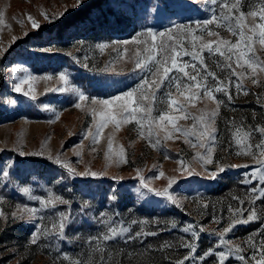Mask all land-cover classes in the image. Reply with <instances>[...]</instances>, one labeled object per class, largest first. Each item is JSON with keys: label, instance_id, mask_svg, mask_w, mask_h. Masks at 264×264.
Wrapping results in <instances>:
<instances>
[{"label": "rangeland", "instance_id": "374dc122", "mask_svg": "<svg viewBox=\"0 0 264 264\" xmlns=\"http://www.w3.org/2000/svg\"><path fill=\"white\" fill-rule=\"evenodd\" d=\"M88 1L82 0L80 5ZM119 1L120 4L114 5L112 0H107V14L94 12L87 22V25L92 23L94 26L89 25L79 34L78 30L85 27L81 24L67 33L70 43L65 46L57 40L48 44L36 42L32 33L77 8L74 7L76 0H0L4 20L0 25V59L3 57L6 61L1 66L0 107L7 113L6 118L0 120V169L9 173L7 177L0 175V212L3 213L0 215V264H75L77 261L80 264H176L189 254V250L183 247L187 242L197 244V257L209 248L226 250L224 246L216 248L219 242L216 233L236 218L229 212V207L233 212L240 208H255L257 212L256 220L237 224L225 235L232 245L242 247L239 255L245 256L246 264H254L248 259L253 249L245 241L249 237H253L257 244L264 240V199L254 200L251 189L259 191L264 184L259 182V172L256 173L257 179L249 175L258 167L256 160L251 155H237L240 147L234 141L229 147V129L233 124L242 125L244 129L264 126V77L257 85L250 80L243 81L247 95L238 94L233 88L231 101L223 93L217 94L224 104L216 118L218 133L212 154L214 163L206 166L207 172L202 162L194 159L203 149L191 147L184 137L163 140V133L161 144L153 147L155 137L151 138L152 143L147 132L141 137L135 122L122 124L119 130L109 124L99 143H94L92 135L85 136L89 131L95 133L99 116L93 119V110L101 106L92 105L91 98H111L141 84L146 73L135 67L136 60L142 58L137 57L136 52L143 53L145 47L151 46L153 41L147 30L159 33L171 29L172 32H166L164 37L157 35L155 43L182 41L191 51V35H200L202 31L198 25L211 17L213 8L219 13L218 6L212 5L211 0ZM250 2L243 0V11L249 10ZM28 14L38 22V28L32 27ZM45 14L50 19L45 18ZM204 27L219 31L225 39L235 40L215 23ZM169 35L173 40H169ZM137 40L140 43H136ZM101 43L107 45L103 50L97 47ZM38 53L55 56L41 64V59L34 61ZM204 55L209 69L223 78L226 73L217 68L216 58L206 52ZM259 55L264 58V53ZM13 67L27 68L37 77L30 82L35 100L13 90L17 82L14 77L25 75L22 72L14 74ZM61 72L67 74V84L59 80ZM46 76H52V79H42ZM23 87L28 90V84ZM61 87L65 91L56 90ZM73 89L84 92L89 100L79 101ZM166 90L167 84L161 91ZM78 102L80 108L75 107ZM205 104L209 110L215 108L212 101H204L197 103L191 111L195 113ZM179 123L188 126L192 121L181 120ZM109 137L112 139L111 151L107 144ZM260 140L261 136L254 133L251 142L256 144ZM121 146L123 156L118 155ZM21 151L24 155H20ZM252 151L258 150L253 148ZM36 159L58 168L54 179L49 181L39 174L28 179L17 175L18 168L28 166ZM179 161L184 162L183 170ZM217 163L225 170L211 179L209 173L217 170ZM69 168L75 169L76 174H71ZM193 169V174L188 175ZM85 172L98 175H80ZM161 172L163 176H160ZM140 176L144 177L147 188L141 183ZM170 178L175 180L169 188ZM246 178L252 182L242 183ZM74 182L82 188L83 194H77L72 188ZM25 187L30 189L29 193L22 191ZM117 187H120L118 193L115 192ZM165 189L175 202L156 195L157 191ZM49 192L61 196L68 204L57 203L54 209L41 208L40 199H47ZM113 195L115 199H110ZM119 196L126 199V208L116 204ZM132 200L135 202L131 203ZM240 200L244 201L243 205ZM135 205L145 209H137ZM28 209L39 211L31 215ZM59 212L69 215L63 237L42 234L35 244L31 243L33 234L42 227L50 228ZM12 213L17 215L13 217ZM248 214L245 211L243 219ZM214 217L220 223H215ZM104 220L122 225L129 231L109 241L93 240L107 232ZM18 224L24 225L26 232L19 237H10L7 231L16 230ZM189 224L196 226L198 240L194 241L190 232L182 230ZM200 228L204 230L200 231ZM137 233L141 235L137 236ZM64 254L70 259H65ZM185 264H218V260L216 256H210L204 261L192 259ZM225 264L245 262L233 253Z\"/></svg>", "mask_w": 264, "mask_h": 264}, {"label": "snow or ice", "instance_id": "6c2138e0", "mask_svg": "<svg viewBox=\"0 0 264 264\" xmlns=\"http://www.w3.org/2000/svg\"><path fill=\"white\" fill-rule=\"evenodd\" d=\"M82 0H76L78 7ZM211 4L218 6L219 13L216 9H212V15L209 19L202 22V25L198 27L202 28L201 34L191 35L192 50L189 51L180 42L168 43L161 41L159 44L155 43L156 36L164 37L167 33H171L172 30H166V32L156 33L151 29L147 30V34L152 37V44L150 47H145L143 53L139 50L136 52L138 58L135 63V67L144 71L146 74L142 77V82L136 89L129 90L119 95L112 96L107 99H98L96 97L91 98L92 105L101 106L100 109L93 110V119L99 116V122L95 124V133L89 131L87 135H92L93 142L99 143V138L103 133V130L109 126L114 125L116 130L121 128L122 124L135 122L138 127L139 135L143 137L147 132L149 142L152 143V137H155V143L153 147L161 144V133H163V140L180 139L185 138V142L189 143L193 148L203 149V152H197L194 157L197 162H202V166L207 172L206 166L214 163L212 154L214 152L218 129L216 127V118L218 110L221 105L224 104V100L217 97V94L223 93L228 101L233 99L232 89L236 92L248 94L247 89L244 87L243 81L250 80L253 85L261 83V78L264 77V58L259 53H264V0H251L249 4V10L247 12L242 10L241 5L243 0H211ZM45 18L50 19L45 14ZM28 21L31 22L32 27L38 28V22L30 15H27ZM4 23L3 12H0V25ZM20 23H23L20 21ZM216 24L217 28L226 29L231 36L235 37V40H229L223 38L219 31L210 30L204 26ZM181 27V26H177ZM187 29V26H183ZM185 38H187V32H185ZM15 40V37L13 38ZM179 40V38H176ZM169 40H173V36L169 35ZM199 42L197 44L196 42ZM125 44L128 41L124 42ZM136 43H140L139 40ZM97 47L103 50L107 45L98 44ZM205 52L208 56L216 58V66L221 72L226 75L221 78L216 72L209 69ZM184 57H189L185 60ZM11 71L16 73H25L23 77H14L17 82L14 84L13 90L16 93H23L25 96H31V99L35 100L36 96L31 95L32 85L31 81L37 79V77L31 75L27 68L13 67ZM42 79H52V76L42 77ZM59 80L68 83V77L66 73L61 72L59 74ZM28 84V90H24V85ZM165 84H167V90L161 91ZM139 89V92H138ZM57 91H65L64 87L56 89ZM78 97L79 101H87L89 97L79 89H73ZM204 101H212L215 104V108L209 110L207 104L202 109H197V112H192L191 109L195 108L197 103ZM119 102V103H117ZM76 108H80L81 104L78 102L75 104ZM48 106L45 105L47 110ZM116 109L115 111L113 109ZM57 118H59L57 116ZM190 120L192 123L188 126L181 125L179 121ZM231 140L229 141V147L232 142L240 147L237 155H251L258 164V167L249 174L252 179H257L256 173L259 172V182L264 184V126H257L255 128L244 129L243 126H230ZM254 133H258L261 136L259 143L253 144L252 137ZM108 150H112L111 137L107 140ZM255 148L256 152L252 151ZM227 150V149H226ZM95 151V149H93ZM20 155H24L21 151ZM118 155H124V148L121 146ZM57 157V163H59ZM181 169L183 170L185 165L183 161H179ZM68 167V165H63ZM231 167H241L240 165H232ZM248 167V165H243ZM225 169L223 166L217 163V170L209 173V178L214 179L218 172H223ZM193 171L188 172V175H192ZM69 172L75 175V169L69 168ZM97 176L96 172H85L80 175ZM139 176V171H138ZM0 175L7 177L8 171L0 169ZM164 173L161 172L160 176ZM141 183L144 187H148L145 183L144 177L140 176ZM175 178H170L168 187L170 188ZM251 179H245L242 183H251ZM24 193H29L30 189L25 187L22 189ZM255 199H264V188L251 189ZM156 195L165 196L170 201L175 202L172 195L168 190L157 191ZM115 199V195L110 197ZM238 199V198H234ZM57 203L68 204L67 200H64L61 196L55 195L52 192L48 193L47 199H40L41 208H56ZM243 205L244 201L240 200ZM39 211L38 209H28L31 215ZM248 211L246 219H243L244 212ZM229 212L233 213L236 217L232 219L229 226L224 227L222 231H217L219 236V242L216 248L224 246L226 250L216 251L214 248H209L203 254L196 256L197 244L193 242H187L183 244V247L189 250V254L183 257V259L177 260L176 264H185V261L192 259H198L204 261L207 257L216 256L218 264H225V261L233 255L237 254V258L245 262L246 258L243 255H239L243 251L240 245H232L229 240L225 239V235L232 231V228L240 223H249L258 218L255 208L251 210L247 209H233L229 207ZM0 215H3L0 212ZM17 213H12L15 217ZM101 216H104L101 213ZM43 219V218H41ZM69 215L65 212L58 213V219L53 220L49 227H42L33 234L31 243L35 244L39 235L54 234L63 237ZM215 223H220L217 218H213ZM108 227L106 233L101 236L92 238L96 241H109L114 239L122 233L129 231L128 228L122 225L117 226L110 220H104ZM135 223V222H134ZM175 226V225H174ZM184 232H190L193 240L199 239V232L193 224H189L182 229ZM200 228V231H203ZM155 235V233H148ZM137 236L141 233H137ZM91 242V241H90ZM249 247L253 249L250 259L254 264H264V240H261L257 244L253 237H249L245 241ZM99 250V246H97ZM259 256V258H257ZM65 259H70L67 254H64ZM75 264H80L79 261Z\"/></svg>", "mask_w": 264, "mask_h": 264}, {"label": "trees", "instance_id": "16d2710c", "mask_svg": "<svg viewBox=\"0 0 264 264\" xmlns=\"http://www.w3.org/2000/svg\"><path fill=\"white\" fill-rule=\"evenodd\" d=\"M115 4H120L121 1L119 0H112ZM107 0H89L88 2L78 6L77 8L73 9L72 11L66 13L65 15L61 16L60 18L56 19V21H54L52 24L48 25V26H43L40 27L39 31L32 33L33 37L35 38L36 42H40L42 44H48L50 41L52 40H57V42H60L63 45H67L68 43H70V38L66 37V34L69 33L72 29L77 28L78 26H80L81 24L85 25V27L83 29H79L77 33H81L82 31H84L85 29H87L89 27V25L94 26L92 23H90L89 25H87L88 20H91L92 15L94 12L96 11H101L104 14L106 13V6H107ZM96 24V23H95ZM96 26V25H95ZM95 34V33H93ZM38 56H36V60H34L35 62H37V60L41 59V64L42 62H49L50 59L55 56L54 54H41L38 53L36 54ZM5 57H7V55H4ZM35 59V58H34ZM5 59L2 57L0 59V92L2 91L3 88V75L1 72V66L2 64H4L6 61H4ZM4 62V63H3ZM44 68V67H41ZM6 111L3 110L0 107V120L6 118L5 117ZM58 168H56L55 165L48 163L46 161H43L41 159H36L33 160L32 163H30V165L28 164V166H24V167H20L17 169V175L18 176H23L25 179L30 178L33 174H39L40 177H46L49 181H51L50 179H54L58 173ZM72 188L74 190L77 191V194H83L82 192H84L82 190V188H80V186L78 185L77 182L71 183ZM120 190V187H117V189L115 190L116 193H118V191ZM102 190H99V192H101ZM126 199L123 198L122 196L118 197V200L116 201V204L119 205L120 207H124L126 208L127 205H125V201ZM135 201H131V203H133ZM135 207L137 209H142L145 207L142 206H136ZM147 213H150L151 211H147ZM16 230H12V231H7L8 234H10L13 238V236H21V234L25 233V226L18 224L15 226Z\"/></svg>", "mask_w": 264, "mask_h": 264}]
</instances>
